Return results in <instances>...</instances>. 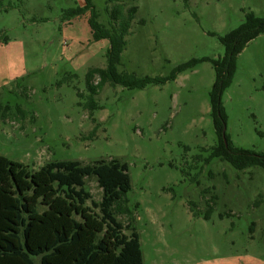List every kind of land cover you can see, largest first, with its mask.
Listing matches in <instances>:
<instances>
[{
    "label": "rangeland",
    "instance_id": "rangeland-1",
    "mask_svg": "<svg viewBox=\"0 0 264 264\" xmlns=\"http://www.w3.org/2000/svg\"><path fill=\"white\" fill-rule=\"evenodd\" d=\"M91 1L98 22L109 26L105 7L115 2ZM123 1L137 11L117 70L138 77H164L192 58L222 57L218 37L236 28L244 12L264 17V0ZM82 4L4 0L0 155L30 172L50 161L125 162L131 217L117 219L138 233L143 264H264V171L205 161L216 142L208 96L211 63L203 61L161 85L106 84L94 96L98 108L90 111L86 73L106 66L109 42L92 39L88 12L63 19L65 9ZM221 104L233 146L264 152V34L238 54ZM84 188L99 202L94 178ZM39 259L33 256V264Z\"/></svg>",
    "mask_w": 264,
    "mask_h": 264
},
{
    "label": "trees",
    "instance_id": "trees-1",
    "mask_svg": "<svg viewBox=\"0 0 264 264\" xmlns=\"http://www.w3.org/2000/svg\"><path fill=\"white\" fill-rule=\"evenodd\" d=\"M112 2L115 4L105 7L109 26L98 22L99 15L91 0L65 9L62 15L64 20L70 21L88 12L92 39L109 42L106 66L91 68L86 73L89 110L98 108L94 96L106 84L127 89L161 85L174 80L186 69L209 61L214 70L208 96L216 142L205 161L217 158L236 170L259 167L264 171V152L233 146L225 131L227 117L221 104V95L235 75L238 54L247 43L264 34V17L244 12L243 21L236 28L218 37L224 47L222 57L192 58L164 77H138L117 70L137 7H126L123 0H106V5ZM184 2L187 4V0ZM4 6V0H0V10L6 11ZM6 39V36L0 37L2 42ZM94 77L98 78L95 84ZM89 178H94L101 190L97 203L84 188ZM129 190L127 164L118 159L91 163L50 161L30 172L26 166L0 155V264H33V256L40 257V264H143L138 233L130 222L124 226L117 219L120 215L131 217L125 206ZM88 201L91 206L86 204ZM210 210L211 205L205 219ZM127 229L130 234L125 233Z\"/></svg>",
    "mask_w": 264,
    "mask_h": 264
}]
</instances>
